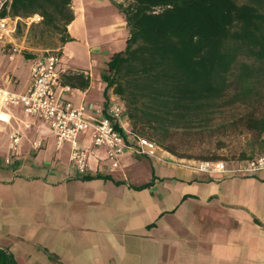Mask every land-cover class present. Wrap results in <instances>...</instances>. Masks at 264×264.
<instances>
[{
  "label": "crops",
  "instance_id": "0c3cea01",
  "mask_svg": "<svg viewBox=\"0 0 264 264\" xmlns=\"http://www.w3.org/2000/svg\"><path fill=\"white\" fill-rule=\"evenodd\" d=\"M71 7L72 39L59 47V65L67 73L87 72L89 85L72 87L66 96L75 105L102 108L101 72L110 55L125 47L126 22L113 0H71ZM18 42L27 77L18 78L17 67L7 75L0 66V82L21 92L29 84L31 57L23 52L24 38ZM3 111L0 249L15 264H264V170L248 176L200 173L158 150L154 157L127 150L112 161L83 133L78 139L88 147L91 168L78 174L62 151L69 142L56 148L42 118L21 106ZM27 122L24 136L39 134L44 145L34 151L23 139L14 153L10 136ZM11 154L15 162L6 163ZM31 156L38 162L23 171ZM63 162L73 173H65Z\"/></svg>",
  "mask_w": 264,
  "mask_h": 264
},
{
  "label": "trees",
  "instance_id": "16d2710c",
  "mask_svg": "<svg viewBox=\"0 0 264 264\" xmlns=\"http://www.w3.org/2000/svg\"><path fill=\"white\" fill-rule=\"evenodd\" d=\"M113 3L128 37L102 69L104 99L118 96L133 132L192 123L228 93L233 102L245 101L264 80V0ZM34 14L41 20L27 24ZM6 15L19 18L16 35L24 38L28 58L44 50L59 54L72 39L67 30L74 18L71 0H9L0 8V16ZM62 83L85 89L89 78L83 71L66 73ZM252 127L264 133V114ZM0 264L15 262L0 249Z\"/></svg>",
  "mask_w": 264,
  "mask_h": 264
},
{
  "label": "built area",
  "instance_id": "2783aa9c",
  "mask_svg": "<svg viewBox=\"0 0 264 264\" xmlns=\"http://www.w3.org/2000/svg\"><path fill=\"white\" fill-rule=\"evenodd\" d=\"M5 1L0 0V8ZM41 16L34 14L25 19L27 24L39 22ZM18 17L0 16V54L12 58L20 52L16 35ZM59 54L54 51H38L30 58L29 84L24 91H12L0 86V120L7 121L4 109L21 106L31 116L42 118L56 140V148L65 141L70 142L69 166L84 174L91 167L88 163V147L79 142L80 134H89L92 146H103L107 158L116 161L127 150L140 155L154 157L158 146L153 140L142 137L125 127L128 123L122 102L115 94L109 95L101 107L82 101L75 105L66 94L71 86L62 83L67 70L59 65ZM85 74L87 72H84ZM25 128L30 123H24ZM20 145V134L10 136L9 148L16 153ZM44 140L31 143L32 150L43 147ZM6 163H9L7 158ZM179 162L191 170L207 174L226 176H248L264 170V153L228 163L224 160H197L181 158Z\"/></svg>",
  "mask_w": 264,
  "mask_h": 264
},
{
  "label": "rangeland",
  "instance_id": "374dc122",
  "mask_svg": "<svg viewBox=\"0 0 264 264\" xmlns=\"http://www.w3.org/2000/svg\"><path fill=\"white\" fill-rule=\"evenodd\" d=\"M25 32L26 29L22 27V34ZM25 63L26 59L20 53H16L12 58L4 57L0 61V66L2 69L6 68L7 75H12V70L17 67L18 78H26L28 70ZM2 69H0V73ZM0 86L4 85L0 82ZM11 86L6 89L15 91ZM263 114L264 80L243 102H233L231 93H228L226 97L218 101L215 107L195 117L192 123L160 128L157 131L145 129V134L138 130L136 133L148 136L153 140L159 148L158 152L164 151L177 159L224 160L231 163L264 153V133L259 134L252 127L253 120L260 118ZM125 127L131 129L129 122ZM25 130L27 128L23 125L22 129L16 130L20 134V144L24 139L30 143L31 147L33 140L39 138L44 140L42 136L33 132H28L24 136L23 131ZM50 140L55 141L53 137ZM66 147L67 143L64 144L62 151L70 154V146H68V150ZM8 158L10 163L15 162L12 154ZM38 159L33 156L27 158L23 171L33 170L31 165H36ZM63 164H65V173H73L66 167L68 163L63 162Z\"/></svg>",
  "mask_w": 264,
  "mask_h": 264
}]
</instances>
